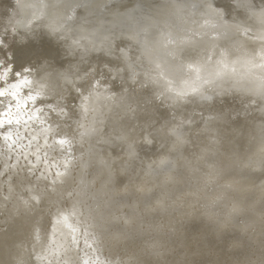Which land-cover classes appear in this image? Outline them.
Listing matches in <instances>:
<instances>
[{"label":"bare ground","instance_id":"obj_1","mask_svg":"<svg viewBox=\"0 0 264 264\" xmlns=\"http://www.w3.org/2000/svg\"><path fill=\"white\" fill-rule=\"evenodd\" d=\"M83 2L88 8L81 10L78 23L85 27L103 26L114 33L116 47L110 55L96 50L81 60L79 51H67L65 43L43 25L34 27L30 33H24L21 29L20 34L14 36L10 29L18 20L30 16L31 10L21 12L17 0H0V36L4 37L7 45L6 48H0V59L13 65L14 71H22L27 66L39 69L47 63L48 72L67 73L69 78L78 70H87L90 65L97 66L105 62L114 66L121 65L122 55L131 59L141 55L140 47L127 38L126 25L130 17L142 19L151 16L159 20L163 18V10L170 0ZM180 2L199 4L201 0ZM208 2L228 23L257 27L246 5H252L257 12L264 7V0ZM191 11L195 13L194 19L200 18L197 10ZM5 29L9 31L6 33ZM118 49H125V52L122 54ZM113 75L116 78L107 81L108 91L117 97L123 94L127 102L137 109L135 117L125 115L115 106L109 110L107 106L101 105L100 113L97 114L100 137L86 141L83 145L85 159L89 147L94 153L93 166L87 169L83 188L78 184L77 170L66 183L58 185L56 191H49L44 203L25 206L18 199L21 191L19 181L24 178V173L21 172L19 177L9 173L13 177L14 191L9 199L0 197V210L6 212L0 215V264H33V245L37 243L33 229L37 222L45 229L42 235L46 246L53 249L69 247L70 257L88 260L90 264H104L106 260L134 261L135 264H264V164L261 163L264 143L258 130V125L264 121V113L260 110L262 105L259 98H256L255 104H250L248 97L233 92L226 96L216 95L211 100L195 98L182 106L156 100L147 106L146 113L143 111V100L152 95L151 87L145 90L139 83L133 84L126 76L122 79L123 74ZM39 76H43V73ZM42 83L46 86L58 83L65 88L63 95L67 103L73 107L78 104L70 84L64 80L57 82L53 78L43 80ZM124 89H128V92L125 93ZM148 115L152 116L155 127L165 121H172L173 117L177 121L193 122V132L184 149V156L188 159H193L202 148L210 146L211 134L203 132V128L209 122V117L218 118L209 122V126L220 131L221 143L216 147L221 154L212 158L222 173L218 179L219 187L215 190H205L203 185L190 189L182 187L178 193L171 191V184L167 188L161 187L164 178L147 175V169L149 165L155 166L169 155L170 141L166 142L156 136L152 143L146 144L143 137L147 133L139 127L133 133L138 154L135 171L126 172L121 169L120 164L128 159L127 146L116 142L115 137L128 131L130 125L145 124ZM196 132L200 133L198 138ZM97 139H111L113 142L97 143ZM101 160H116L117 163L110 171L99 163ZM4 161L5 157L0 156V166ZM12 162L15 163V158ZM20 163L23 166L25 161L21 159ZM189 175L185 172L180 178L181 182H186ZM9 176L0 178V195L4 197L9 196L6 183ZM130 176L135 177L131 182ZM149 189H154V195L164 201L165 207L159 206L153 199L150 208L144 209L140 198ZM68 191L73 192V199L79 193L84 205L82 211L86 213L91 208L97 216V227L91 231H96L101 241L93 245L92 249L85 244L86 237L81 234L83 226L76 221L53 227L56 209L67 206L62 202L68 200ZM126 196V204L114 203ZM133 204H139L136 213L132 212L130 205ZM125 214L130 216L128 223L123 220L114 222L113 216ZM73 227L77 229L75 233L71 231ZM73 235L76 244L72 243ZM88 244H92L91 239H88ZM96 248L99 251H95ZM40 250L37 246L36 251ZM49 259H45L42 264H48Z\"/></svg>","mask_w":264,"mask_h":264},{"label":"snow or ice","instance_id":"obj_2","mask_svg":"<svg viewBox=\"0 0 264 264\" xmlns=\"http://www.w3.org/2000/svg\"><path fill=\"white\" fill-rule=\"evenodd\" d=\"M17 7L21 12L31 10L30 16L18 20L10 29L12 35L17 36L22 29L30 33L36 26L43 25L48 31L57 36L66 45V50L81 54V60L89 52L101 50L111 54L116 47L115 34L103 26L85 27L79 24L81 10L88 8L83 0H17ZM257 26L244 23H228L220 13L213 8L208 0H201L199 4L182 3L180 0H170L163 10V18L157 20L151 16L137 19L130 17L126 25L129 41L135 42L141 49V55L135 59L121 56V65L114 66L107 62L92 66L87 70L76 71L69 75L61 72H48L49 65L42 64L39 69L31 66L22 71H14L13 65L0 59V156L5 157L0 167V178L13 173L20 179L21 191L18 199L25 206L40 205L47 199L49 191H56L58 185H63L78 170V184L83 188L84 176L91 168L94 153L89 147L87 159L83 145L86 141L100 137L101 130L97 127V114L101 105L109 110L113 106L119 108L125 115L135 117L136 108L127 102L122 94L117 97L108 91L106 85L109 79H115L123 74L133 84L139 83L142 89H152V95L145 97L143 111L147 113V106L156 100L161 103L171 102L174 106L191 103L195 98L211 100L214 96H226L239 92L249 98L250 104L259 98L261 112L264 113V7L257 12L252 5H246ZM200 13L199 19H194L191 10ZM201 20L203 23H201ZM9 29H5L7 33ZM223 42V43H222ZM3 36H0V48H6ZM122 54L125 49H118ZM11 59V57H8ZM36 73L37 75H34ZM43 73V76H39ZM39 76V78H37ZM64 80L70 84L74 99L78 104L73 107L67 103L63 95L65 88L52 84L46 86L43 80ZM127 93L128 89H124ZM139 107V104L137 105ZM15 109V110H13ZM218 119L209 117V122ZM206 122L203 132L210 133V146L200 150V154L188 159L184 156V149L189 142L188 137L193 132L192 121H165L155 127L152 116L148 115L145 124L130 125L129 130L115 137V141L127 146L126 162H122V170L135 171V161L138 154L133 133L139 127L147 134L144 143L150 144L156 136L170 141L169 155L158 163L149 165L147 175L153 178L163 177L161 187L172 185L171 191L178 193L183 188L199 187L205 190H215L221 170L216 168L212 158L221 153L216 147L221 143L220 131L211 128ZM152 129V131H148ZM262 143H264V121L258 125ZM200 133L196 132L197 138ZM25 141H27L25 143ZM111 139H97V143L109 144ZM25 149L27 151H25ZM79 152V155H77ZM15 158V163H13ZM25 161L22 166L20 161ZM33 160L35 163H33ZM110 171L117 161L99 162ZM264 164V156L261 157ZM188 172L186 182L181 177ZM51 177V178H50ZM34 178V179H33ZM135 179L130 176V182ZM9 199L14 191L13 177L9 176ZM27 185V186H24ZM43 185V187H41ZM127 187V186H126ZM68 191L67 206L56 209L53 227L66 225L74 220L82 225L81 234L86 237L85 244L89 249L99 243L100 236L96 231L97 216L91 208L85 213L79 193ZM153 199L165 207L164 201L154 195V189L143 192L140 203L145 210L149 209ZM128 196L116 201L118 205L126 204ZM136 213L139 204L130 205ZM99 208V205L97 206ZM114 222L123 220L128 223L130 216H113ZM73 227L71 231L76 232ZM45 229L37 222L33 233L37 241L33 245V264H42L50 257L48 264H90L78 257H70L69 247L53 249L44 243L42 235ZM88 239L92 244H88ZM72 243L76 244V237L72 236ZM37 246L40 251L37 252ZM99 251V248L94 249ZM47 254V255H46ZM104 264H135L134 261L106 260Z\"/></svg>","mask_w":264,"mask_h":264},{"label":"rangeland","instance_id":"obj_3","mask_svg":"<svg viewBox=\"0 0 264 264\" xmlns=\"http://www.w3.org/2000/svg\"><path fill=\"white\" fill-rule=\"evenodd\" d=\"M0 197L3 199L5 198L3 195H0ZM1 213L5 215L6 212H4L3 210H0V215H1Z\"/></svg>","mask_w":264,"mask_h":264}]
</instances>
